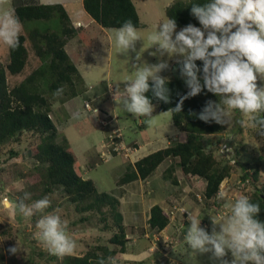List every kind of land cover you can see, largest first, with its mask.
I'll list each match as a JSON object with an SVG mask.
<instances>
[{
    "label": "rangeland",
    "instance_id": "rangeland-1",
    "mask_svg": "<svg viewBox=\"0 0 264 264\" xmlns=\"http://www.w3.org/2000/svg\"><path fill=\"white\" fill-rule=\"evenodd\" d=\"M174 1L132 0L142 24V27L138 29L143 42L138 41L136 49L139 51L144 43L141 56L144 61L150 64L157 63V58L149 54L155 49L150 48L148 36L156 30L158 24L167 18L165 9ZM39 3L44 5L62 4L71 18V22L80 21L85 25L87 24L79 31L80 36L69 41L66 50L78 67L86 87L89 89V94L79 100L87 101L91 109H97V113H91L93 116L88 118L87 121L81 120L80 123L74 121L71 125L67 122V114L72 109V101L61 104L56 100L52 105L51 118L60 136L67 138L69 146L77 158V170L82 177L91 179L99 192L113 194L119 198L122 194L118 193L119 189H117L116 181L124 172L126 164H133L148 154L166 148L172 142H180L182 137L184 140V134L173 126L170 112H159L156 106H154L155 110L153 112V116L156 118L151 127L144 124V117L132 116L120 110L117 105L118 100L116 103L114 99L115 88L118 87L123 90L129 79L134 78V69L131 65L136 63L135 53H130L129 56L119 54L113 39L114 33L110 29H103L102 32H99V27L91 23L89 17L83 11L82 0H39ZM5 10H12L11 0H6L5 3L0 4V14ZM36 26L42 28L44 23H24L23 30ZM82 36L83 41L87 40V44H81L78 41ZM7 57L8 47L0 42V61L5 63ZM164 59H167V57ZM168 62L171 65L175 60H169ZM167 74L168 72L165 71L160 75L167 78ZM258 85H264V81L258 80ZM100 95L101 97L96 99ZM99 107L113 112L121 131L118 128H115V130H119L121 138L126 144L125 149L120 150L118 154L109 155V157L103 159L100 158L98 153V146L104 141L106 137L105 130L109 126L101 124V120L107 122L109 119L101 112L102 110ZM84 108L88 113L91 112L87 110L85 103ZM250 120V117L235 112L231 126H226V130L220 135L211 137L210 141L213 144L206 150L212 151L217 159H224L222 157L226 156L230 160L238 161L243 166H253L257 160H264V140L252 136L254 128L251 126ZM240 121H243V123H240ZM74 123L76 124L74 125ZM34 143L35 138L25 133L18 145L9 143L0 147V247L5 251L7 264L61 263L63 257L52 255L41 241L35 238V233L38 231L36 227L37 220L50 212H55L61 216V219L67 224V231L76 241L77 247L72 255L79 256L91 247L108 244V239L112 236V233L100 232L93 225L80 223L78 220L80 215L74 211V207L68 202L60 189H55L46 196L51 201V207L46 209L45 212L37 213L31 217L18 215L12 218L9 216V203L6 205V202L2 203V198L6 196L10 203H15L17 196H19L17 194L20 191L19 189L25 187L26 181L24 177L22 179V174L33 168V161L28 154V150ZM223 145L226 146V148L224 146L225 149ZM12 148L17 153L13 157L9 154ZM126 149L128 150L125 151ZM235 150L239 152L238 160L235 159ZM168 165L169 161H165L153 173L152 177L148 178L150 183L146 184V188H142L140 182L126 185L124 187L125 194L121 198V212L127 226L131 224L136 227L140 226L138 224L141 223V217L144 212L147 214L148 208L153 204L155 198L157 202L160 201L159 206L168 215L169 220H172L170 221L171 232L162 234L153 231L149 228L147 222L144 223L143 227L126 228L128 239L126 248L130 252L117 253L114 256L117 264L126 263L121 260L127 259L126 255L131 254L132 247L138 242L144 245L143 248L146 252H156L158 254L155 257L151 255L147 259L148 264H219L218 261L211 259V253L195 254L187 247L184 236L188 226L185 223L189 225L188 215L192 214L201 221V226L206 227V230L210 233L212 229L210 217H214L220 222L227 215V210L223 208L224 200L218 198L206 204L202 197L205 184L198 178L188 180L178 173L179 185L176 187L170 185L163 179V171ZM242 190L239 172H235L222 182L219 193H225L226 199L235 200L243 195ZM137 191L140 193L141 191H147L150 194L142 197L138 195ZM132 197L134 198L132 211L137 212L140 216L134 222L129 217L131 214L129 212L130 207L127 208ZM125 201L127 202L125 203ZM173 207L184 209L187 214L182 217L180 211H175L174 219L173 215L170 214ZM178 222L182 226L181 229H178ZM3 228L10 229L8 235L1 233ZM217 231H219L218 226ZM133 241L135 243H131ZM16 245L18 250L13 255L9 252V249ZM228 258L231 259L230 253Z\"/></svg>",
    "mask_w": 264,
    "mask_h": 264
},
{
    "label": "trees",
    "instance_id": "trees-1",
    "mask_svg": "<svg viewBox=\"0 0 264 264\" xmlns=\"http://www.w3.org/2000/svg\"><path fill=\"white\" fill-rule=\"evenodd\" d=\"M197 2L203 3L204 0H175L165 9V15L177 20L178 29L189 23L199 26L190 15L191 4ZM11 8L22 24L44 23L42 28L36 26L23 30L19 37L20 46L15 50L8 48L6 62L0 61V147L9 143L18 145L25 133L35 138V143L28 150L33 168L22 174L26 185L19 189L15 202L23 199L25 193H29L30 198L24 203L30 204L55 189L62 190L74 211L80 215V223L93 225L100 232H111L112 236L108 244L91 247L79 256H65L60 264H97L100 258L114 257L126 251L127 229L121 204L119 198L99 192L91 179L82 177L67 138L60 136L51 118L52 105L56 100L65 104L82 98L88 91L81 73L66 50L69 41L80 36L81 29H77L70 21L62 4L44 5L39 0H11ZM82 9L92 23L99 27V32L119 28L126 20H131L137 28L142 27L132 0H82ZM78 41L87 44L83 36ZM176 68L174 62L167 71L170 103L156 100L151 92L146 95L152 99L159 112H170L172 124L184 134V140L172 142L133 164H126L116 186L122 187L136 180L145 181L163 162L169 161L163 171V179L174 187L180 183L178 173L188 180H202L205 184L203 201L209 204L219 198L222 182L232 173L239 172L242 194L260 204L258 218L264 221L262 161L257 160L253 166H243L226 156L217 159L212 151L206 150L213 144L210 138L226 130V126L214 122L204 123L197 118L207 100H219L206 90L185 100L181 112L169 111L188 91L179 78L178 70L172 71ZM60 87L64 88L63 95L54 97L52 93ZM252 136L264 140V135H260L257 128H254ZM235 153V159L238 160L239 152L235 150ZM9 154L12 157L17 155L13 148ZM169 223V217L161 206L156 204L150 208L147 224L151 230L161 232ZM185 224L188 226V223ZM9 231V228H3L1 233L8 235ZM0 264H7L5 251L1 247ZM136 264H148V261L146 259Z\"/></svg>",
    "mask_w": 264,
    "mask_h": 264
},
{
    "label": "clouds",
    "instance_id": "clouds-1",
    "mask_svg": "<svg viewBox=\"0 0 264 264\" xmlns=\"http://www.w3.org/2000/svg\"><path fill=\"white\" fill-rule=\"evenodd\" d=\"M5 2L0 0V4ZM190 15L199 26L189 23L177 30V20L165 18L148 36L150 48L155 49L149 53L157 58L155 64L142 59L144 43L137 51L136 43L143 40L131 20L110 29L118 53L125 56L135 53L136 61L131 65L134 78L129 79L123 90L115 88L114 99L116 103L118 100V107L126 114L144 117L147 127L153 126L155 107L146 94L151 92L156 100L170 103L169 80L160 74L169 71L168 61L174 59L177 68L172 71L178 70L188 91L169 111L181 112L185 100L206 90L219 100H207L197 115L199 120L228 127L233 123L234 113L239 112L250 117L251 126L264 135V85H258V80L264 81V0H204L191 4ZM22 31L23 24L14 10L0 14V42L9 49L20 46ZM63 93L64 88L60 87L52 95L61 97ZM85 115L79 111L74 113V118ZM225 196L223 192L218 194L224 200L227 215L220 222L210 217V233L201 226L199 219L188 215L189 225L184 236L187 247L195 254L211 253V259L219 264H264V221L258 218L260 204L244 195L235 200ZM29 198L30 194L25 193L23 199L9 203V216L31 217L51 207L48 197L30 205L24 203ZM185 214L186 211L181 216ZM177 225L178 229L182 228L179 222ZM36 227L35 238L52 255L74 254L76 241L60 215L47 213L37 220ZM17 250L16 245L9 252L15 255ZM97 264H117V261L115 257L100 258Z\"/></svg>",
    "mask_w": 264,
    "mask_h": 264
},
{
    "label": "crops",
    "instance_id": "crops-1",
    "mask_svg": "<svg viewBox=\"0 0 264 264\" xmlns=\"http://www.w3.org/2000/svg\"><path fill=\"white\" fill-rule=\"evenodd\" d=\"M81 13H83V12H81ZM86 16V15H85ZM71 19V18H70ZM90 19V18H89ZM90 21H91V19H90ZM77 22H80V21H76V22H72L73 24L74 23H77ZM84 27H86L87 26V24L85 25V24H83L82 22H80ZM91 23H92V21H91ZM83 28V27H82ZM82 28H80V29H82ZM68 45V44H67ZM78 68V67H77ZM79 70V69H78ZM80 72V71H79ZM85 82V81H84ZM89 90V89H88ZM85 94H89L88 93V91L85 93ZM99 97H101V95L100 96H98V97H96V99H99ZM80 99V97L79 98H76V99H73V100H71V101H69V103L71 102V104H72V109H70V113H68L67 114V122H68V124H73V122L74 121H77L76 123H80L79 121H81V120H88V118H90V117H92L93 115H91V112L90 113H88L86 110H85V108H84V102H87V101H80L79 100ZM93 100V99H92ZM91 102V101H90ZM102 111V113L105 115V116H107V118L109 119V120H111V126H109V128H106V136H107V134H109L110 133V129L111 128H113V129H115V128H118L120 131H121V129L119 128V126H118V124H117V119L115 118V116L113 115V112L111 111V112H109V111H107V110H105V109H103V108H101V107H99ZM79 111H82V112H85L86 113V115L85 116H83V117H81V118H79V119H77V118H74V113H76V112H79ZM110 115V116H109ZM111 118V119H110ZM115 119V120H114ZM76 123H74V125L76 124ZM103 129V128H102ZM112 130V129H111ZM122 133V132H121ZM122 136L124 137V135H123V133H122ZM183 141V137L181 138V140H180V142H182ZM164 163V162H163ZM162 163V164H163ZM262 163H263V168H261L262 169V174L264 175V160H262ZM162 164L159 166V167H161L162 166ZM87 167H89V166H87ZM158 167V168H159ZM157 168V169H158ZM156 169V170H157ZM153 175V174H152ZM152 175L150 176V177H152ZM161 175H162V173H161ZM149 177V178H150ZM135 182H140V186L143 188V187H145L146 186V184H148V183H150V181H148V179L147 180H145V181H140V180H136V181H134V182H131V183H135ZM131 183H129V184H131ZM129 184H127V185H129ZM126 185H124V186H122V187H117V189H119V191H118V193H120V194H122L121 196H119V201H120V204H122V202H121V198H123V195L125 194V189H124V187H125ZM146 188V187H145ZM147 191H149V192H155V191H153V190H147ZM147 191H141V193L139 192V191H137L138 192V195L139 196H145V195H149L150 193H147ZM155 194V193H154ZM113 195V194H112ZM116 197V196H115ZM118 198V197H117ZM140 198V197H139ZM133 197L132 198H130V200H129V204H128V206H127V208L128 207H130V220H132V222H134V221H136V220H138V218L140 217L139 216V214L137 213V212H133L132 211V205H133ZM127 201H125V203H126ZM159 205L160 204V201L158 200V202L156 201V199L154 198V202H153V204H151V206H149V208H148V212H147V214H145V212H144V214H143V216L141 217V223L140 224H138V225H140V226H137V227H143V225H144V223H146L147 222V220H148V218H149V209L153 206V205ZM123 221H124V225L126 226V228H128V227H130L131 229H134V228H137L136 226H133V224H131V225H126V220H125V218L123 217ZM172 221V220H171ZM171 228H172V226L170 225V223H169V225L163 230V231H161L160 233H162V234H165V233H169V232H171ZM131 243H135L134 241L133 242H131ZM144 245L143 244H141V243H136L133 247H132V249H131V254H129V255H126V258L127 259H124V260H121L122 262H126V263H123V264H128V262H130V264H136V263H138V262H141L142 260H146V259H148V258H150L151 257V255H152V257H155V256H157L158 254H156V252H152V253H149V252H146V250H144ZM127 249V248H126ZM126 252H130L128 249L126 250Z\"/></svg>",
    "mask_w": 264,
    "mask_h": 264
},
{
    "label": "built area",
    "instance_id": "built-area-1",
    "mask_svg": "<svg viewBox=\"0 0 264 264\" xmlns=\"http://www.w3.org/2000/svg\"><path fill=\"white\" fill-rule=\"evenodd\" d=\"M75 27L76 28H81L83 27V25L80 22L75 23ZM85 107L87 108L88 111H91L92 113H97V109H91L90 106L88 105V102H85ZM112 120V119H111ZM111 120L109 121H105V120H101V124L105 125V126H110L111 125ZM126 144L124 143L123 139L121 138V135L119 133L118 129H112L110 131V133L104 138V141L101 143L100 146H98V153L100 154V158H104V157H109V155H116L119 153L120 150L125 149ZM225 145H223L224 148ZM226 148V146H225ZM224 148V149H225ZM128 149H126L125 151H127ZM223 150V149H221ZM9 202L8 197H4L2 198V203L3 202ZM7 203H5L6 205ZM175 211H180L181 214L183 215L185 213V211L183 209H177L176 207H173V209L170 211V214L175 215Z\"/></svg>",
    "mask_w": 264,
    "mask_h": 264
}]
</instances>
